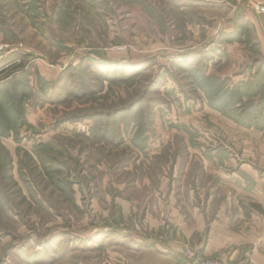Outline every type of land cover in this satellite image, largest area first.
<instances>
[{
	"label": "rangeland",
	"instance_id": "rangeland-1",
	"mask_svg": "<svg viewBox=\"0 0 264 264\" xmlns=\"http://www.w3.org/2000/svg\"><path fill=\"white\" fill-rule=\"evenodd\" d=\"M247 3L0 0V62L30 83L23 124L0 140V264H115L137 237L175 240L198 218L182 264L264 254V109L248 106L264 53L203 56ZM218 82L232 104L213 99ZM213 223L225 243L207 253Z\"/></svg>",
	"mask_w": 264,
	"mask_h": 264
},
{
	"label": "trees",
	"instance_id": "trees-1",
	"mask_svg": "<svg viewBox=\"0 0 264 264\" xmlns=\"http://www.w3.org/2000/svg\"><path fill=\"white\" fill-rule=\"evenodd\" d=\"M233 25L234 26L231 30L220 32L217 41L218 46L213 48V50H211L212 52H203V56L208 61H216L214 57H218V61L223 57H227V49L222 47L226 43H240L244 45L249 51L254 53L261 52L260 43L256 39L252 23L246 19L245 16H240L237 20H235ZM8 66H3L2 62H0V140L10 136L18 126L23 124L25 117V102L30 89V83L19 76V73L17 72L18 69L11 72H6ZM260 68L264 73V61H262ZM187 69L190 71L189 68ZM7 77H9V79L6 81L5 79ZM217 77L218 76L216 75L212 76V78L215 80L219 78ZM46 81L47 80L41 77L39 81H36V84L39 91L42 94L47 95ZM218 85L219 87L215 91V96L213 99L219 97L225 98L227 103L232 104V101H229V95L232 94L234 90L232 88H228V86L224 87L221 82H218ZM242 98L243 97L240 98V101L243 102L244 100ZM213 99L210 100L211 105L215 108H220L222 105L221 103L223 102L219 103L218 99L215 102ZM259 102L262 103V109H264V91H257V93L253 95V99L248 103V106L251 105V107L255 108L258 106V104H260ZM261 113L262 117L264 118V110H261ZM253 119L257 121L258 117L254 116ZM241 121L247 123L244 120ZM54 186L63 194L66 201H69L74 206H77L75 200V190L72 182L58 178L54 180ZM253 205L256 209L264 213V210H261V204L255 203ZM244 208L246 213L250 211L246 206H244Z\"/></svg>",
	"mask_w": 264,
	"mask_h": 264
},
{
	"label": "crops",
	"instance_id": "crops-1",
	"mask_svg": "<svg viewBox=\"0 0 264 264\" xmlns=\"http://www.w3.org/2000/svg\"><path fill=\"white\" fill-rule=\"evenodd\" d=\"M246 1L248 2V7L242 8L240 13H242L241 15L245 16V18L255 26L258 41L264 53V14L256 13L253 6V3L255 4L256 2H264V0ZM233 26L229 29L231 30ZM225 46L228 52L232 55L234 49L245 48V46L240 43H226ZM198 222L200 223L199 226L190 227L188 222L183 219V223H179V228L176 231L177 237L175 240H171L169 238L165 239V235H159L157 238L154 237V240L149 239V241L144 242L140 237H137L132 243L130 254H125L124 257L120 256L114 258L116 259V262L118 261V263L115 264H182L178 256L182 246V237H191V235L194 234L195 239L198 240L204 229L201 218H198ZM223 234L224 228H220L218 223L210 224L205 252L212 253L216 250H219L225 243V238L222 237ZM173 242H175V244ZM100 247L102 246H99V248ZM256 254L259 255H252V258L254 256V258L251 259V261H254L252 264H264V254H260L258 252Z\"/></svg>",
	"mask_w": 264,
	"mask_h": 264
},
{
	"label": "built area",
	"instance_id": "built-area-1",
	"mask_svg": "<svg viewBox=\"0 0 264 264\" xmlns=\"http://www.w3.org/2000/svg\"><path fill=\"white\" fill-rule=\"evenodd\" d=\"M260 6V5H259ZM260 10L261 12L264 13V4H262L260 6ZM263 34H264V26H263ZM198 264H217L216 262H214V260H209V259H200Z\"/></svg>",
	"mask_w": 264,
	"mask_h": 264
}]
</instances>
